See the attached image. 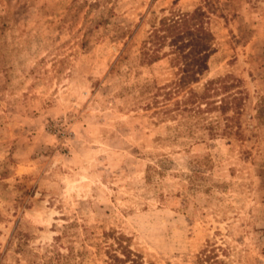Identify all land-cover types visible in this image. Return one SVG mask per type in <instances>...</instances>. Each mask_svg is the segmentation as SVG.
Here are the masks:
<instances>
[{
	"label": "rangeland",
	"instance_id": "1",
	"mask_svg": "<svg viewBox=\"0 0 264 264\" xmlns=\"http://www.w3.org/2000/svg\"><path fill=\"white\" fill-rule=\"evenodd\" d=\"M197 6L213 50L185 104L170 55L141 50ZM122 246L264 264V0H0V264H121Z\"/></svg>",
	"mask_w": 264,
	"mask_h": 264
},
{
	"label": "trees",
	"instance_id": "2",
	"mask_svg": "<svg viewBox=\"0 0 264 264\" xmlns=\"http://www.w3.org/2000/svg\"><path fill=\"white\" fill-rule=\"evenodd\" d=\"M214 34L208 26V15L201 6L191 11L171 10L153 24L143 41L142 56L147 62L156 61L170 55V60L177 67L179 76L175 80L178 90L186 93L182 100L185 104L196 101V94L190 83L199 79L200 73L207 68V61L213 50ZM168 47L167 50L164 48ZM240 97L234 93L222 96L213 108L221 113L229 109H238ZM216 135L212 132V136ZM124 257H118L124 264L130 260L137 264V258L131 257L130 250L122 246ZM147 264H154L149 261Z\"/></svg>",
	"mask_w": 264,
	"mask_h": 264
}]
</instances>
